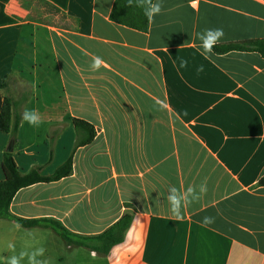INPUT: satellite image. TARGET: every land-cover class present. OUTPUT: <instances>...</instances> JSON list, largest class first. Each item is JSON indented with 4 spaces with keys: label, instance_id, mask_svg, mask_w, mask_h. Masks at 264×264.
<instances>
[{
    "label": "crops",
    "instance_id": "0c3cea01",
    "mask_svg": "<svg viewBox=\"0 0 264 264\" xmlns=\"http://www.w3.org/2000/svg\"><path fill=\"white\" fill-rule=\"evenodd\" d=\"M115 1L0 0V91L21 115L42 118L38 128L21 119L17 166L49 176L73 157L70 177L21 189L11 213L82 237L133 216L107 256L0 219V264L37 247L47 264H264V57L206 58L196 35L222 28L219 44L264 39V0H162L148 32L112 22ZM94 56L106 62L98 71ZM74 118L97 131L75 152ZM9 140L0 132V182ZM205 181L202 199L173 216L169 187ZM205 216L215 222L204 226Z\"/></svg>",
    "mask_w": 264,
    "mask_h": 264
},
{
    "label": "trees",
    "instance_id": "16d2710c",
    "mask_svg": "<svg viewBox=\"0 0 264 264\" xmlns=\"http://www.w3.org/2000/svg\"><path fill=\"white\" fill-rule=\"evenodd\" d=\"M110 19L116 24L140 32H148L150 28V21L144 15L143 10L135 6L129 7L127 0L115 1ZM234 51L257 52L264 57V39L219 44L213 50L217 55H224ZM2 87L5 88L6 83H3ZM14 108L15 104L12 99L3 96L0 91V132L10 135L9 144L4 152L2 162L5 179L0 182V219L15 221L26 228H48L71 245L86 247L104 256L109 255L113 247L123 243L126 232L133 222L131 214H125L115 225L99 236L82 237L71 233L58 221L50 219L25 220L11 213V203L21 189L38 183L58 182L70 177L73 173L72 156L55 173L49 176L43 175L41 168H34L28 173H22L19 170L14 154L18 145L17 136L22 115L15 111ZM73 125L77 132L75 152L81 147L90 145L94 141L97 131L92 124L81 119L74 118ZM259 185L264 186V177L260 180Z\"/></svg>",
    "mask_w": 264,
    "mask_h": 264
},
{
    "label": "clouds",
    "instance_id": "9594fccd",
    "mask_svg": "<svg viewBox=\"0 0 264 264\" xmlns=\"http://www.w3.org/2000/svg\"><path fill=\"white\" fill-rule=\"evenodd\" d=\"M127 5L129 7L135 6L143 10L144 15L153 21L154 17L161 14L162 12V0H127ZM197 39L200 41V49H202V54L208 58L213 53V50L220 40L224 37V31L222 28H208L204 31L197 33ZM105 61L99 57L94 56L92 58V63L90 65L91 70L98 71L101 67L105 65ZM188 66V60L180 58L179 67L186 68ZM200 71L203 70V66L200 67ZM187 115V113H184ZM22 120L27 122L30 126L38 128L42 123V118L39 112L35 109L29 110L25 109L22 113ZM207 192L206 181L202 182L199 186H188L187 189L181 191L175 186H170L168 189L167 201L170 205V212L173 216L181 217L182 211L186 206L193 203L199 202L202 197ZM215 222V218L211 216H205L202 220L204 226L211 225ZM20 228V225H16ZM31 235V233H29ZM8 248L15 251L13 244H9ZM45 253L44 247H37L31 251L22 250L18 255H11L7 258V264H22V261L27 259V264H47V261L40 259Z\"/></svg>",
    "mask_w": 264,
    "mask_h": 264
},
{
    "label": "rangeland",
    "instance_id": "374dc122",
    "mask_svg": "<svg viewBox=\"0 0 264 264\" xmlns=\"http://www.w3.org/2000/svg\"><path fill=\"white\" fill-rule=\"evenodd\" d=\"M15 89H16V92L19 94V95H23V94H26L27 93V90H28V87L27 85L21 80V79H17L16 80V86H15Z\"/></svg>",
    "mask_w": 264,
    "mask_h": 264
}]
</instances>
